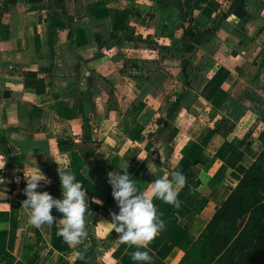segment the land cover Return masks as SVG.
I'll use <instances>...</instances> for the list:
<instances>
[{
	"label": "crops",
	"instance_id": "1",
	"mask_svg": "<svg viewBox=\"0 0 264 264\" xmlns=\"http://www.w3.org/2000/svg\"><path fill=\"white\" fill-rule=\"evenodd\" d=\"M78 27L89 39L81 47L72 45ZM185 54L202 77L195 79L196 99L175 114L158 111L154 105L164 94L146 95L149 74L138 82L127 74L133 72L129 63L143 72L150 63L168 70L172 81L166 78L163 87L182 83L186 89ZM27 71L45 81V92L27 86ZM211 83L245 107L239 118L230 113V100L213 105L206 90ZM200 105L206 107L197 111ZM59 110L76 116L62 117ZM263 118L264 0H0V241L6 247L0 264H77L88 245L94 251L85 264H126L136 248L122 243L108 223L119 211L109 175L122 163L148 196L156 178L192 175L177 189L180 202L171 216L198 237L247 170L241 162L228 164L232 150L255 159L264 148ZM122 119L143 127L138 138ZM62 139L73 146H60ZM198 145L201 161L186 168ZM36 162L50 181L37 191L61 197L58 169L83 185L88 235L67 251L54 247L62 214L53 207L54 222L37 228L21 205L23 167ZM184 255L165 241L150 264H179Z\"/></svg>",
	"mask_w": 264,
	"mask_h": 264
},
{
	"label": "trees",
	"instance_id": "2",
	"mask_svg": "<svg viewBox=\"0 0 264 264\" xmlns=\"http://www.w3.org/2000/svg\"><path fill=\"white\" fill-rule=\"evenodd\" d=\"M126 15L127 13H124L120 17L116 26H120ZM68 20L72 24V20ZM88 43L86 30L81 27L74 29L72 45L81 47ZM185 57L186 54L183 58L182 68L187 88L170 109L172 114L183 108H189L197 96V93L194 92L197 88L194 83L199 76L194 72L196 67L191 66L188 58ZM24 77L28 87L35 88L38 93L45 92V81L38 76L37 72L27 71L24 73ZM206 90L207 96L217 108H221L226 100H230L229 111L236 119L244 113L245 107L230 97V94L225 90L212 83L206 87ZM120 111L123 114V110L120 109ZM59 113L62 117L67 118L76 116V111L68 113V110H59ZM142 131V126H136L131 131L130 137L136 139ZM63 143L69 144L70 147L73 146L67 140L59 141L60 146ZM90 152L91 150L83 151V157H89ZM201 153L202 147L196 146L190 159L185 163L186 168L199 163ZM227 162L230 166H235L239 162L244 163L247 165V170L199 236H193L188 229L172 218L171 214L177 208L176 205L156 199L155 204L160 219L164 221V226L149 242L147 248L141 250L149 251L154 259L155 252L159 247L165 241H170L185 251L179 264H264V148L255 159H251L244 151L235 148ZM189 176L192 175L186 174V178L189 179ZM81 178L86 184L87 180L84 177ZM194 184L199 185L200 181H194ZM177 199L180 202L178 197ZM14 222L15 219L12 217V226ZM54 247L63 252L69 250L71 245L57 233ZM5 251L6 247L0 241V258ZM93 251L94 247L88 245L77 259V264H85ZM126 264H136V262L132 261L130 257Z\"/></svg>",
	"mask_w": 264,
	"mask_h": 264
},
{
	"label": "clouds",
	"instance_id": "3",
	"mask_svg": "<svg viewBox=\"0 0 264 264\" xmlns=\"http://www.w3.org/2000/svg\"><path fill=\"white\" fill-rule=\"evenodd\" d=\"M127 168L128 164L122 163L120 171L109 175V183L114 190L113 197L119 211L111 213L112 220L108 223L119 234L118 239L122 243L135 246L136 250L131 255L132 261L136 264H150L152 256L149 251L141 249H146L164 226L152 197L178 206L177 189L185 185L187 178L180 171L172 172L171 179L156 178L150 183L151 196H148L138 191L135 182L129 177ZM58 174L62 193L60 198H54L48 191H37L42 186L41 182L44 184L50 182L37 162L26 163L23 167L26 199L21 205L29 211V221L37 228L54 222L52 209L55 207L62 214V227L58 235L69 244H79L88 235L86 231L88 204L83 185L66 169H58Z\"/></svg>",
	"mask_w": 264,
	"mask_h": 264
},
{
	"label": "rangeland",
	"instance_id": "4",
	"mask_svg": "<svg viewBox=\"0 0 264 264\" xmlns=\"http://www.w3.org/2000/svg\"><path fill=\"white\" fill-rule=\"evenodd\" d=\"M151 47H155V46H151ZM155 49H157V48H155ZM138 59L141 60L140 63L142 65L140 64V66H143L144 65V67H148V65H149L150 62H144V60H142L143 58H138ZM152 61H154V59ZM131 63L132 62L129 63L128 69L129 70H132L133 72H131V73L128 72L127 74L132 75L137 80L139 79L138 82L140 81V79H142V77L143 78H146L147 77V75L145 73H148L149 76H150L149 77V80H151L152 86L149 89H147V91L145 92L146 95H152V94L153 95L154 94L160 95V93H163L164 94V97H163L162 102L160 104L157 103L156 105H154V106H157L158 107V111L166 112V111H169L170 109H172L176 102H172L171 97H173L174 95H179V96L182 95V93L184 91L183 84L182 83H179L175 87H173L171 84H168V85H166L167 87L164 88L163 85H162V83L164 82V80L166 78H168L169 74H171L168 70H166V72L163 71V70H160L159 71L157 68L156 69L154 68L156 65H153V64L150 63V66L149 67L151 69L150 70L148 69L149 71H147V72H143V70L141 71V69H139V70H137V69L136 70L135 69H131V68H133V67H131ZM136 63H139V62H136ZM167 66L170 67L171 65L169 64ZM201 78L202 77H200L198 79L200 80ZM153 79L154 80H158L160 85L157 84V83H153L152 82ZM171 79L172 78H170V77L168 78V82L169 83H170V81H172ZM194 84H195L194 86L196 88L197 87L196 86L197 85L196 84V80H195V83ZM130 88H131L130 85H128L127 89H130ZM199 89L200 88L197 87L194 92L198 94ZM140 90H141V93H143L142 89H140ZM121 91L122 90L119 89L118 90V93L121 94V95H123V93ZM70 92H72V90ZM179 96H177V97H179ZM205 107H206V105H200V108L198 110L197 109L196 110L197 111H201V110L205 109ZM228 109H230V107ZM126 110H127V108H126ZM159 122H162V121H159ZM121 125H122V127L126 128L128 130H131L132 128H135L136 127L137 123H136V120L134 121V120H130V119H126V120H123L122 119ZM158 128H161V126L158 127ZM156 134L160 135L161 133L158 130V131H156ZM195 180H196V177H193L192 181H195Z\"/></svg>",
	"mask_w": 264,
	"mask_h": 264
},
{
	"label": "water",
	"instance_id": "5",
	"mask_svg": "<svg viewBox=\"0 0 264 264\" xmlns=\"http://www.w3.org/2000/svg\"><path fill=\"white\" fill-rule=\"evenodd\" d=\"M12 148L15 149L14 145H12ZM16 150V149H15Z\"/></svg>",
	"mask_w": 264,
	"mask_h": 264
}]
</instances>
